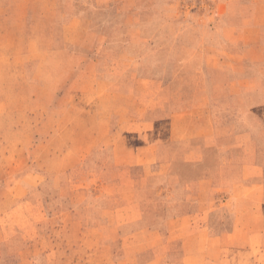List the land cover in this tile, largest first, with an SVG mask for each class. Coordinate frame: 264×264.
Segmentation results:
<instances>
[{"label":"rangeland","instance_id":"374dc122","mask_svg":"<svg viewBox=\"0 0 264 264\" xmlns=\"http://www.w3.org/2000/svg\"><path fill=\"white\" fill-rule=\"evenodd\" d=\"M257 2L0 0V264L252 263L220 180L264 136L256 97L225 84L218 145L161 124L196 99V55L239 72Z\"/></svg>","mask_w":264,"mask_h":264},{"label":"crops","instance_id":"0c3cea01","mask_svg":"<svg viewBox=\"0 0 264 264\" xmlns=\"http://www.w3.org/2000/svg\"><path fill=\"white\" fill-rule=\"evenodd\" d=\"M243 26L244 29L241 27L240 34L244 36H240V40H237L243 49L240 54L242 59L239 72H235V75L222 72L208 73L206 58L201 53L196 55L197 60L195 58L193 60L196 63L200 62L198 63L200 68L192 79L194 84L192 90L196 99L181 112L172 114L166 124H161V127L177 130L180 139L192 136L208 140L209 145L211 144L209 140H214V144L218 145L219 138L214 137V131L219 125L213 121L206 109L215 114L222 113L223 106L217 103L216 97L221 96L229 87L231 89V86L225 84L234 80L238 86L236 94L244 98L256 97L258 104L246 108L247 112H245L257 114L264 112V4L244 3ZM237 32L238 28L233 30L232 26L228 27V45L229 41H233L232 34ZM243 62L244 68H242ZM249 63L256 66H252V69L257 70L255 74L248 72ZM245 106L248 107L247 104ZM250 145L252 150H247L244 154V177L239 181L231 182L227 179L228 175L223 176L226 172L223 170L220 186L224 191L241 192L244 189V211L249 210L248 217L254 220L251 225L257 226L255 229L246 230V221H244V257L252 258L250 264H264V136L258 140L251 138ZM223 177L226 179L223 180ZM201 192L205 191L201 190ZM246 216L244 215V219Z\"/></svg>","mask_w":264,"mask_h":264}]
</instances>
